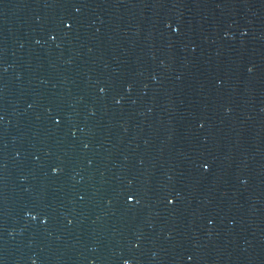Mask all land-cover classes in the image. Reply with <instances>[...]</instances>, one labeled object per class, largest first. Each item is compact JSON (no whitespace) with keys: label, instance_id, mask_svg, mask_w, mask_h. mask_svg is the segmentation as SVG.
Segmentation results:
<instances>
[{"label":"water","instance_id":"95a60500","mask_svg":"<svg viewBox=\"0 0 264 264\" xmlns=\"http://www.w3.org/2000/svg\"><path fill=\"white\" fill-rule=\"evenodd\" d=\"M0 264H264V0H0Z\"/></svg>","mask_w":264,"mask_h":264}]
</instances>
